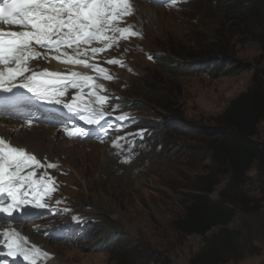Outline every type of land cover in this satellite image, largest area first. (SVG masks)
I'll use <instances>...</instances> for the list:
<instances>
[{
    "label": "rangeland",
    "instance_id": "1",
    "mask_svg": "<svg viewBox=\"0 0 264 264\" xmlns=\"http://www.w3.org/2000/svg\"><path fill=\"white\" fill-rule=\"evenodd\" d=\"M221 3V0H174L162 5L142 2L136 5L135 15L119 25L130 27L138 35L117 34L115 45L112 41H94L87 48L92 53L91 48L104 47L95 54L102 57L100 68L110 71L112 67L120 72L118 75L110 71L118 81L113 86L114 92L110 88L108 92L115 102L130 97L137 110L131 112L128 123L117 124L103 144L74 141L71 149L57 151L63 164L50 171L59 184L58 197L53 196L50 204L56 203L57 209L66 211L71 203L76 210H84L82 214L101 216L107 226L101 229L94 249L89 242L62 244L32 233L50 256L40 264H50L55 256L59 264H163L167 260L171 264H190L191 258L219 232L221 227H214L205 236L185 235L175 228L174 222L184 213V205L200 193L197 188L203 176L220 175L213 192L203 195L211 203L221 201L220 193L231 183V175L218 172L213 150L222 137L232 139L233 133L221 126L220 116L232 99L251 87L254 75L264 69V34L254 32L245 43L242 41L245 35L241 33L228 40L226 33L243 16L232 18L231 4ZM142 17L148 19L142 22ZM136 42L140 46H135ZM126 46L128 52L123 50ZM213 47H216L213 51H226L227 57L212 56L208 65L205 61L199 65L191 62L197 60L193 57L196 53ZM134 51L137 54L126 57ZM140 51L176 57L178 70L171 72L160 67ZM115 58H121L122 64L127 65L107 63ZM217 65L222 69L216 72ZM93 92L96 108L100 110L99 95ZM139 113L157 115L156 136L147 130L150 123L147 122L149 127H139ZM259 132L258 140L264 142V122L259 124ZM143 136L146 141L141 142ZM57 140L55 147L61 141ZM261 167L257 164L248 172L243 192L252 200L251 206L262 204L263 214L256 216L243 211V207H235L228 227L241 232L242 257L224 264H264V167ZM61 169H66L67 176L61 174ZM39 209L42 214L43 208ZM39 222L34 221L33 225L39 226ZM25 229L32 231V225L27 224ZM107 239L120 243L109 247ZM124 247L129 249L126 251Z\"/></svg>",
    "mask_w": 264,
    "mask_h": 264
},
{
    "label": "snow or ice",
    "instance_id": "2",
    "mask_svg": "<svg viewBox=\"0 0 264 264\" xmlns=\"http://www.w3.org/2000/svg\"><path fill=\"white\" fill-rule=\"evenodd\" d=\"M132 14L130 0H2L0 23L19 26L25 30L5 32L0 29V65L3 66L0 68V90L12 92L14 87L19 86L42 100L62 103L61 97L65 95L64 88L67 85L76 88L79 86L77 78L81 81H91L93 78L81 77L77 72H72L70 77L47 70L37 73L30 66V61L39 59L42 55L47 58V54L51 52L60 53L62 48H73L77 56L84 55L88 49L81 52V45H88L92 41L105 43L114 41L117 34L138 35L130 27L119 26L124 16ZM33 45L46 49V52L37 51ZM90 50L96 54L104 49L93 47ZM63 55L68 56V53L64 52ZM55 58L60 59V56ZM62 62L95 67L72 56H68V59ZM107 63L119 64L120 61L112 59ZM99 71L104 73L105 69L99 68ZM17 78L23 79L19 85L15 83ZM105 79L110 80L112 77L106 75ZM52 85L63 87H50ZM93 95L96 93L93 92ZM97 99L102 106L107 97L98 96ZM81 104L86 114L80 118L87 124H98L103 119L104 112L93 108L91 103L84 101L82 95H78L72 103L64 106L70 111H76L80 109ZM68 135L82 136L84 132L76 129ZM33 164L40 165L34 154L6 144L5 140L0 138V192L7 193L11 198V203L6 207L0 206V212L11 214L21 205L29 204L30 201L25 198L29 192L36 202V207H46L45 197L55 190L53 182L43 178L35 179V171L23 174L25 169L32 167ZM47 167L55 165L48 164ZM4 235L10 238L7 245L8 255H22L24 259L31 260V264H36L35 257L40 254L39 249L26 250L18 238V233L5 232Z\"/></svg>",
    "mask_w": 264,
    "mask_h": 264
},
{
    "label": "trees",
    "instance_id": "3",
    "mask_svg": "<svg viewBox=\"0 0 264 264\" xmlns=\"http://www.w3.org/2000/svg\"><path fill=\"white\" fill-rule=\"evenodd\" d=\"M221 1L222 5L225 3L231 4L229 14L232 15V18L243 16L239 23L235 25L236 27L226 33L228 40H233L236 34L241 33L245 35L242 38L245 43L246 40L250 39L248 38L249 35L254 32L258 31L264 34V0ZM258 27L259 30L255 29ZM213 49H216V47L205 48L196 53V56L193 57L197 60L191 62H196L199 65L202 61H205V64L208 65L209 61L212 62V59H210L212 56L227 57L228 55L223 49L216 51H213ZM178 63L176 57L166 55L160 58L158 65L167 70L170 69L171 72H176L178 69L175 66ZM221 69V66L217 65L215 70L217 72ZM254 78L251 87L232 99L220 116L221 126L233 133L232 139L222 137L215 144L213 150L218 172L231 175V183L220 193L221 201L211 203L205 196L213 192L216 185L219 184L220 175L203 176L199 180L201 186L197 188L200 193L184 205V213L175 219V228L185 235L200 234L205 236L214 227H221L205 247L191 258L190 264H224L230 259L241 258L239 246L241 232L228 227L235 215V207H243V211L246 213L251 212L256 216L263 214L261 211L262 204L257 203L251 206L252 200L243 192L244 184L248 180V172L257 164H260L262 169L264 167V142L258 140L260 136L259 124L264 122V69L257 72ZM153 125L156 128L159 127L157 124ZM91 224L90 234L93 237L82 239L78 243L89 242L90 248L94 249L99 242L97 239H99L101 229L107 225L101 216ZM107 240L109 247L120 243L115 240ZM128 249L124 247V250L127 251ZM163 264L171 263L167 260Z\"/></svg>",
    "mask_w": 264,
    "mask_h": 264
},
{
    "label": "bare ground",
    "instance_id": "4",
    "mask_svg": "<svg viewBox=\"0 0 264 264\" xmlns=\"http://www.w3.org/2000/svg\"><path fill=\"white\" fill-rule=\"evenodd\" d=\"M140 3H142V2H138L137 4H140ZM145 19H148V18H145ZM145 19H143V17H142L140 20L142 22H144ZM138 24L140 25L139 20H138ZM56 65H58V64H56ZM65 70L67 72H69L70 74L72 72H75L73 69H70V68L65 69ZM16 128H17V126L14 128H10V129L8 127H2L1 132H4L8 136H11V137H13L14 135H17V134H24L23 136L19 135V136L15 137V139H16L15 143L16 144L21 143L22 145H27L29 148V151H30L29 153L34 154L37 159H43L46 156H49L51 158L56 157V156H58L57 151H62L60 153H63L64 151H66L67 149H69L70 147H72L75 144L74 141L60 139L59 136L55 133V131L53 129H51V132H50V130H47L46 128L41 129V130L37 129V128H33L32 130H24V131L23 130L16 131L17 130ZM23 139H26V142ZM57 139H60L61 141H59L60 144L55 147L54 140H57ZM67 142L70 143V146L66 145ZM51 145H54V146L52 147ZM48 172H50V171H48ZM40 240H42V239H40ZM40 247L41 246H39V248H38L40 250L39 257L42 259L44 257L46 258L48 254L44 255L45 253ZM59 263L60 262L58 261L57 256H55L53 258V260L50 262V264H59Z\"/></svg>",
    "mask_w": 264,
    "mask_h": 264
},
{
    "label": "clouds",
    "instance_id": "5",
    "mask_svg": "<svg viewBox=\"0 0 264 264\" xmlns=\"http://www.w3.org/2000/svg\"><path fill=\"white\" fill-rule=\"evenodd\" d=\"M56 243H60V242H56ZM62 244H64V243H62Z\"/></svg>",
    "mask_w": 264,
    "mask_h": 264
}]
</instances>
